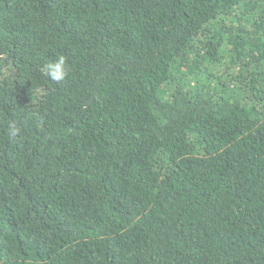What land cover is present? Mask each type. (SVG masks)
Segmentation results:
<instances>
[{
    "label": "trees",
    "instance_id": "obj_1",
    "mask_svg": "<svg viewBox=\"0 0 264 264\" xmlns=\"http://www.w3.org/2000/svg\"><path fill=\"white\" fill-rule=\"evenodd\" d=\"M0 264H264V0H0Z\"/></svg>",
    "mask_w": 264,
    "mask_h": 264
},
{
    "label": "clouds",
    "instance_id": "obj_2",
    "mask_svg": "<svg viewBox=\"0 0 264 264\" xmlns=\"http://www.w3.org/2000/svg\"><path fill=\"white\" fill-rule=\"evenodd\" d=\"M45 72L53 80H56V81L62 80L66 74L64 58L60 57V58H58V60L56 62L46 65L45 66ZM14 134L15 133H13V135Z\"/></svg>",
    "mask_w": 264,
    "mask_h": 264
}]
</instances>
